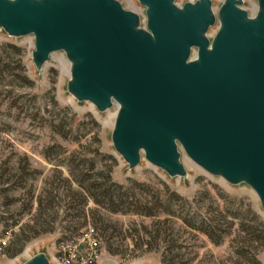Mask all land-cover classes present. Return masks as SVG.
Wrapping results in <instances>:
<instances>
[{
	"label": "water",
	"instance_id": "95a60500",
	"mask_svg": "<svg viewBox=\"0 0 264 264\" xmlns=\"http://www.w3.org/2000/svg\"><path fill=\"white\" fill-rule=\"evenodd\" d=\"M137 1L145 22L119 0H0V31L34 37L39 72L63 52L78 102L118 106L111 140L129 170L145 159L186 178L185 154L249 186L264 214V0L254 16L243 0L217 12L212 0ZM23 264L52 263L38 253Z\"/></svg>",
	"mask_w": 264,
	"mask_h": 264
},
{
	"label": "rangeland",
	"instance_id": "374dc122",
	"mask_svg": "<svg viewBox=\"0 0 264 264\" xmlns=\"http://www.w3.org/2000/svg\"><path fill=\"white\" fill-rule=\"evenodd\" d=\"M119 1L127 10L138 13L145 22V8L137 0ZM196 1L176 0V3L182 6L186 2ZM212 1L217 12L223 0ZM243 1L242 7L250 16H254L258 8L257 0ZM215 31L217 26L210 33ZM11 46L19 47L22 52H17ZM34 49L33 36L11 38L0 31V240H7V246L0 255V264H23L38 253H46L52 264H59L53 259L59 245L75 240L90 227L95 228L101 242L99 264H163L162 254L170 246L168 240L178 237V224L167 241L162 236L147 244L150 239L144 227L151 228L157 221L155 219L113 214L92 201L85 207L84 218L78 210L72 209V201L67 196L69 192L65 179L70 177L68 159L71 157L95 160L100 167L110 166L113 180L121 185H128L134 180L159 188L165 183L171 190L191 200L204 190H210L221 206L225 204L219 197L223 192L238 198L236 207L243 204L245 210L250 206L264 220L260 201L249 186L229 185L223 179L203 171L185 154L182 161L188 170L186 178L172 179L145 159L136 169L129 170L126 162L114 150L111 140L118 106L99 113L91 103L78 102L67 91L70 63L66 55L63 52L53 54L52 60L39 72L32 62ZM26 78L34 85L30 86ZM63 123L70 132L67 139L58 133ZM50 146H60L65 151L56 150V155L46 158L44 151ZM185 159L188 161L185 162ZM25 164L41 174L35 180L26 179L21 171ZM51 190L58 198L54 205L48 206V192ZM40 200L43 201V208L48 206L43 217L38 213ZM240 200L242 202H238ZM161 218L163 220L165 216ZM106 226L108 231L104 235L103 228ZM30 227L51 231L34 237ZM24 231L32 239L20 253L12 255L19 247L18 235ZM185 238H188L190 245L202 246L193 264L223 262L230 254L229 241L214 246L205 237L192 240L189 234H183L180 241ZM109 246L120 253L111 254ZM150 247L153 249L147 251ZM259 257L264 264V251Z\"/></svg>",
	"mask_w": 264,
	"mask_h": 264
},
{
	"label": "trees",
	"instance_id": "16d2710c",
	"mask_svg": "<svg viewBox=\"0 0 264 264\" xmlns=\"http://www.w3.org/2000/svg\"><path fill=\"white\" fill-rule=\"evenodd\" d=\"M11 47L19 53L22 52L19 47ZM26 81L30 86L34 85L28 78ZM60 129L58 133L67 139L70 132L66 130L65 123ZM56 150L65 151L60 146H50L44 151L45 157L50 158L56 155ZM68 164L70 177L65 179L69 192L67 196L72 201V209L78 210L84 218H86L85 207L89 201H92L113 214H131L155 219L157 221L151 228L144 227L150 239L147 244H151L152 240H159L162 236L167 241V238L176 231L174 226L178 224L176 231L178 237L168 240L170 246L166 247L162 254L163 264H193L198 259V249L202 246L190 245L188 238L180 241L183 234H189L192 240L205 237L214 246H221L229 241L228 258L214 264H262L259 256L264 251V220L250 206L245 210H243V204L236 207L238 198L219 190V197L225 203L221 206L217 203L218 199L215 200L212 197L210 190H204L198 197L191 200L171 190L165 183L159 188L134 180H131L128 185L118 184L112 178L110 166L100 167L92 159L71 157L68 159ZM21 171L26 179L35 180L41 174L31 169L28 164H25ZM74 185H76L75 188ZM213 187L218 189L217 186ZM48 197L50 198L48 206H52L56 203L58 195L51 190L48 192ZM38 204L39 216L43 217L48 206L43 208L42 200ZM162 216H165L163 220ZM168 223L171 225L168 226ZM30 230L34 232V237L51 231L36 230L33 227H30ZM107 231L106 226L103 228V234H107ZM25 233L26 231L18 235L19 247L13 251L12 255L20 253L25 244L32 239V236ZM152 249L150 247L147 251ZM109 252L120 253L118 249L111 246H109Z\"/></svg>",
	"mask_w": 264,
	"mask_h": 264
},
{
	"label": "built area",
	"instance_id": "2783aa9c",
	"mask_svg": "<svg viewBox=\"0 0 264 264\" xmlns=\"http://www.w3.org/2000/svg\"><path fill=\"white\" fill-rule=\"evenodd\" d=\"M7 240H0V255ZM102 257L101 242L95 228H87L75 240L62 242L53 259L59 264H99Z\"/></svg>",
	"mask_w": 264,
	"mask_h": 264
},
{
	"label": "bare ground",
	"instance_id": "6f19581e",
	"mask_svg": "<svg viewBox=\"0 0 264 264\" xmlns=\"http://www.w3.org/2000/svg\"><path fill=\"white\" fill-rule=\"evenodd\" d=\"M252 5V4H251ZM215 33V32H214ZM214 33H210L211 35H213ZM110 117H111V115H110ZM110 121V120H109ZM108 123V122H107ZM110 123V122H109ZM188 160L187 159H185V162H187Z\"/></svg>",
	"mask_w": 264,
	"mask_h": 264
},
{
	"label": "flooded vegetation",
	"instance_id": "af4514ba",
	"mask_svg": "<svg viewBox=\"0 0 264 264\" xmlns=\"http://www.w3.org/2000/svg\"><path fill=\"white\" fill-rule=\"evenodd\" d=\"M195 53V52H194Z\"/></svg>",
	"mask_w": 264,
	"mask_h": 264
}]
</instances>
